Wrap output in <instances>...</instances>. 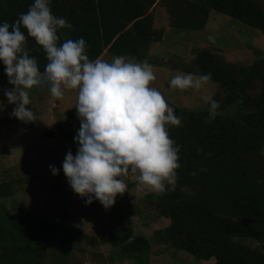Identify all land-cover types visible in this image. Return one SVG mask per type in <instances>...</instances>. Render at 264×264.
<instances>
[{
  "label": "trees",
  "instance_id": "1",
  "mask_svg": "<svg viewBox=\"0 0 264 264\" xmlns=\"http://www.w3.org/2000/svg\"><path fill=\"white\" fill-rule=\"evenodd\" d=\"M159 0H51V9L73 27L58 29L60 43L84 37L90 59L109 55L148 60L150 45L161 39L153 26V8ZM167 6L172 28L202 30L212 13L223 14L264 34V3L260 0H160ZM33 0H0V22L10 24L26 12ZM159 4V3H158ZM25 47L37 58L41 71L45 51L27 35ZM149 62V61H148ZM151 62V61H150ZM196 70L212 74L221 94L219 107L209 118L208 105L180 108L172 103L181 124L169 134L180 145L177 187L157 194L160 212L170 220L167 242L198 260L215 264H264V56L249 66L227 63L206 50L192 61ZM0 70L4 65L0 63ZM258 93L250 94L254 83ZM210 153V155H207ZM196 174L193 175L192 173ZM65 176L63 171L56 177ZM187 187V191L182 190ZM10 183H0V199ZM58 224L31 216L0 218V264H47L45 249ZM149 247L139 237L123 251L135 258Z\"/></svg>",
  "mask_w": 264,
  "mask_h": 264
},
{
  "label": "rangeland",
  "instance_id": "2",
  "mask_svg": "<svg viewBox=\"0 0 264 264\" xmlns=\"http://www.w3.org/2000/svg\"><path fill=\"white\" fill-rule=\"evenodd\" d=\"M158 3L153 8V26L161 32V39L150 45L147 62L153 65L156 76L151 86L159 89L168 103L201 109L207 105L203 96L221 94L212 80L199 90L170 87V79L178 72L196 70L192 61L198 50L243 66L264 56V34L260 31L215 13L202 30L172 28L167 6L160 0ZM113 56L105 53L101 59L111 61ZM11 87L5 71L0 70V183H10L11 192L0 199L4 227L15 215L58 224L45 249L47 264H215L214 258L198 260L167 242L164 229L170 220L160 212L158 195L138 190L134 176L126 178L127 191L118 194L106 209L95 199L86 204L65 176L51 173L49 165L63 171L67 151L73 155L77 151L74 136L80 118L75 89L66 88L62 97L53 98L47 88H33L27 107H32L36 119L24 122L11 115L15 105L4 95ZM258 88L259 83H254L250 94H257ZM139 237L145 238L149 247L135 258L123 247Z\"/></svg>",
  "mask_w": 264,
  "mask_h": 264
},
{
  "label": "clouds",
  "instance_id": "3",
  "mask_svg": "<svg viewBox=\"0 0 264 264\" xmlns=\"http://www.w3.org/2000/svg\"><path fill=\"white\" fill-rule=\"evenodd\" d=\"M22 27L45 51L43 71L25 47ZM72 27L65 17L53 13L51 0H33L13 23L0 22V63L13 85L4 90L8 103L15 105L11 115L24 122L36 119L32 107H27L33 88H47L53 98L62 97L66 88L75 89L78 147L75 155L67 151L61 165L73 192L86 204L95 199L107 209L127 191L129 176L135 177L138 190L158 195L174 191L180 145L170 136L169 127L180 125L181 117L151 86L156 79L153 65L128 55H114L111 61L90 59L84 37L59 42L58 29ZM211 77L210 72H178L169 85L199 90ZM203 100L209 118H215L220 102L211 95ZM49 167L53 175L60 170Z\"/></svg>",
  "mask_w": 264,
  "mask_h": 264
}]
</instances>
